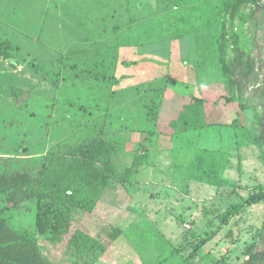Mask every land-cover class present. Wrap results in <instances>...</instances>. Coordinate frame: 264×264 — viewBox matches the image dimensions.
Here are the masks:
<instances>
[{
	"label": "rangeland",
	"instance_id": "1",
	"mask_svg": "<svg viewBox=\"0 0 264 264\" xmlns=\"http://www.w3.org/2000/svg\"><path fill=\"white\" fill-rule=\"evenodd\" d=\"M219 1L129 0V21L116 33L119 57L113 85L116 99L111 106L115 120L132 119L141 111L140 93L134 88L141 83L175 81L164 93L170 98L177 90L194 92L193 86L213 85L221 78L217 67L201 65L194 24ZM90 12L82 0H0V37L11 41L14 55L0 58V176L17 170L36 172L41 158L51 150L78 151L89 146L94 136L90 127L69 121L45 133L42 117L36 120L34 112L46 109V101L57 95L54 75H71L62 63L70 49L88 44L77 20L88 22ZM211 23L224 34L228 63L235 59V46L244 51V59L254 62L252 73L245 76L238 70L234 74L243 80L235 91L247 104L242 112L249 125L264 110V8L249 4L234 19L226 16L223 23L217 14ZM185 84L193 86L185 88ZM58 110L55 115L71 113ZM125 127L107 136L127 145L112 155L114 189L107 190L87 221L90 233L107 245L92 264H240L254 243L257 248L263 245V202L247 207L224 226L219 216L249 192L264 191L258 146L237 144L232 128L203 129L198 145L215 150L223 166L221 181L210 185L189 178L187 164L194 151L186 141L174 157L159 142L157 152V145L148 141L150 163L136 172L129 169L141 135ZM9 213L19 227L34 230V202H19ZM78 220L74 217L73 223ZM105 224L125 232L111 238L102 228ZM205 237L208 241L195 251L194 245ZM38 238L46 256L58 264H71L66 251H72L65 244L52 245Z\"/></svg>",
	"mask_w": 264,
	"mask_h": 264
},
{
	"label": "trees",
	"instance_id": "2",
	"mask_svg": "<svg viewBox=\"0 0 264 264\" xmlns=\"http://www.w3.org/2000/svg\"><path fill=\"white\" fill-rule=\"evenodd\" d=\"M82 2L91 9L88 22L77 20L85 30L88 44L67 52L62 67L71 75H54L52 82L57 95L46 101V109H39L34 115L36 120L42 117L45 133L61 123L75 121L90 127L94 136L85 149L49 151L41 158L42 163L36 172L17 170L1 174L0 264H54L41 250L40 236L52 245L65 244L67 250L72 251H66L71 256V264H78L81 259L83 264H92L107 249L102 239L90 233L87 221L107 190L115 186L112 155L125 150V143L127 145L126 141L107 139L117 127L126 126L125 129L138 131L141 135L139 148L128 167L134 172L150 163L146 142L152 145L159 142L161 149L170 150L174 157L184 149L182 144L186 141V146L194 151L187 164L189 178L217 185L223 172L217 152L199 146L197 140L203 129L213 126L232 128L237 144L258 146L264 164V110L256 114L249 125L245 124L242 111L247 104L235 91L243 85V80L234 75L235 72L240 70L245 76L252 73L254 62L244 59V51L235 46V59L228 63L224 34L216 31L211 23L213 15L217 14L223 23L226 16L234 19L240 9L249 4L264 8L262 0H220L213 11L203 19L195 20V40L201 65L217 67L221 75L218 81L197 87L182 85L185 88L193 86L195 90H177L170 98L164 93L169 85L176 84L175 81L170 84L164 79H156L136 85L141 111L122 122L119 118L114 119L111 106L116 99L113 85L119 57L116 33L129 21V0ZM12 50L11 41L0 37V58L13 59ZM55 108L57 112L61 109L71 113L55 115ZM163 141L167 142L163 144ZM158 145L155 146L157 150L160 149ZM24 201L35 203L34 230L19 227L9 213ZM260 202L264 203L263 190L249 192L241 202L230 204L219 214L220 226L227 225L247 207ZM74 217L79 218L77 224L73 223ZM103 226L104 232L114 239L125 232L112 224ZM208 239H200L194 250L197 251ZM240 264H264V242L258 248L254 243Z\"/></svg>",
	"mask_w": 264,
	"mask_h": 264
},
{
	"label": "crops",
	"instance_id": "3",
	"mask_svg": "<svg viewBox=\"0 0 264 264\" xmlns=\"http://www.w3.org/2000/svg\"><path fill=\"white\" fill-rule=\"evenodd\" d=\"M164 152L166 151V150H163ZM157 152H159V150L157 151ZM167 152V151H166ZM170 155H171V152H170ZM52 260V262L54 263V264H58L57 262H55V260L54 259H51Z\"/></svg>",
	"mask_w": 264,
	"mask_h": 264
}]
</instances>
